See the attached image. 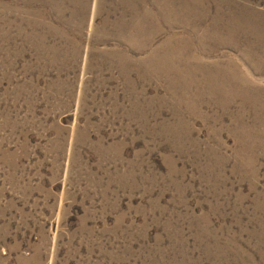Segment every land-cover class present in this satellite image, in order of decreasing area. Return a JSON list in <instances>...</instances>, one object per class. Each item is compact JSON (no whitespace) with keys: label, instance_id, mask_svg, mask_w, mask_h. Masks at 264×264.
Returning a JSON list of instances; mask_svg holds the SVG:
<instances>
[{"label":"rangeland","instance_id":"rangeland-1","mask_svg":"<svg viewBox=\"0 0 264 264\" xmlns=\"http://www.w3.org/2000/svg\"><path fill=\"white\" fill-rule=\"evenodd\" d=\"M0 264H264V0H0Z\"/></svg>","mask_w":264,"mask_h":264}]
</instances>
